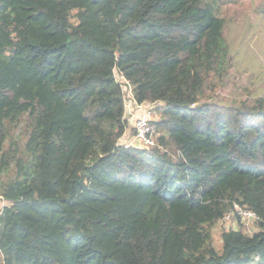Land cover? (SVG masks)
Wrapping results in <instances>:
<instances>
[{"label": "trees", "instance_id": "16d2710c", "mask_svg": "<svg viewBox=\"0 0 264 264\" xmlns=\"http://www.w3.org/2000/svg\"><path fill=\"white\" fill-rule=\"evenodd\" d=\"M220 1L0 0V264H264V98L216 99ZM235 206L256 229L218 249Z\"/></svg>", "mask_w": 264, "mask_h": 264}, {"label": "rangeland", "instance_id": "374dc122", "mask_svg": "<svg viewBox=\"0 0 264 264\" xmlns=\"http://www.w3.org/2000/svg\"><path fill=\"white\" fill-rule=\"evenodd\" d=\"M264 0H221L220 15L225 19L227 39L231 48V67L225 89L216 93V99L226 105H243L256 98H264ZM127 92V91H126ZM129 93H125L127 98ZM152 107L150 104H145ZM152 119H158L152 111ZM134 136L131 128L128 135ZM4 204L0 202V209ZM243 210V209H242ZM212 230L214 246L221 248V233L241 229L253 233L256 223L245 211L228 214Z\"/></svg>", "mask_w": 264, "mask_h": 264}, {"label": "built area", "instance_id": "2783aa9c", "mask_svg": "<svg viewBox=\"0 0 264 264\" xmlns=\"http://www.w3.org/2000/svg\"><path fill=\"white\" fill-rule=\"evenodd\" d=\"M131 105L132 104L127 100V102L125 103V109H126L127 115L130 117L128 120L135 134L133 138V143L129 142V143H124V144L142 146V147L143 146H153L155 144L154 136H155L156 128L153 125L151 111L148 108L143 107L142 105H136L134 107H132ZM142 108H145V109H142ZM136 109H139L141 113H135ZM0 202L2 203V205L4 204V206H6V202L4 201L2 196H0ZM235 210L237 212L245 211V213L253 217L254 220L256 219L255 214L250 213L246 210H242L238 206H235ZM228 214L225 215V218L229 217Z\"/></svg>", "mask_w": 264, "mask_h": 264}, {"label": "crops", "instance_id": "0c3cea01", "mask_svg": "<svg viewBox=\"0 0 264 264\" xmlns=\"http://www.w3.org/2000/svg\"><path fill=\"white\" fill-rule=\"evenodd\" d=\"M146 108H150V107H147L146 106ZM140 112V110L139 109H136V111H135V113H139ZM132 122V121H131ZM132 127H131V124L129 123V131H130V129H131ZM133 138H134V136H131V133H129V135H128V130L125 132V134H124V136L120 139V142L122 143V144H124V143H129V142H131V143H133Z\"/></svg>", "mask_w": 264, "mask_h": 264}]
</instances>
